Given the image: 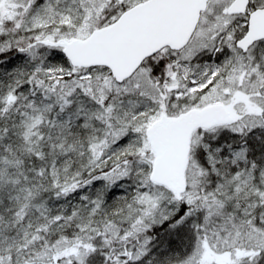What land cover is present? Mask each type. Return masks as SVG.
<instances>
[{
  "label": "snow or ice",
  "instance_id": "obj_1",
  "mask_svg": "<svg viewBox=\"0 0 264 264\" xmlns=\"http://www.w3.org/2000/svg\"><path fill=\"white\" fill-rule=\"evenodd\" d=\"M0 264H264V0H0Z\"/></svg>",
  "mask_w": 264,
  "mask_h": 264
}]
</instances>
